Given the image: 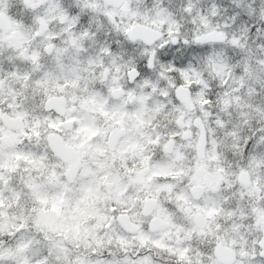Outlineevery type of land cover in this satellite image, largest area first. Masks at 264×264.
Wrapping results in <instances>:
<instances>
[{"label":"snow or ice","instance_id":"obj_1","mask_svg":"<svg viewBox=\"0 0 264 264\" xmlns=\"http://www.w3.org/2000/svg\"><path fill=\"white\" fill-rule=\"evenodd\" d=\"M222 3L0 0V264H264V7Z\"/></svg>","mask_w":264,"mask_h":264},{"label":"clouds","instance_id":"obj_2","mask_svg":"<svg viewBox=\"0 0 264 264\" xmlns=\"http://www.w3.org/2000/svg\"><path fill=\"white\" fill-rule=\"evenodd\" d=\"M238 0H223V3L219 9L220 15L213 18L212 22L213 23H220L223 25V23L228 20L227 12L231 11V6L234 3H237ZM245 3L247 4H254L257 10H260L261 7H264V0H244ZM230 22V21H229ZM182 23H190V21H182ZM197 31L203 32L206 31V29L203 28V26H198V25H192L190 27H185L184 33L181 36V39L187 38L190 42L193 39V36L197 34ZM214 46V43L209 44V48L211 49ZM260 55L264 56V52L260 53ZM205 72H208V68L205 66L203 68Z\"/></svg>","mask_w":264,"mask_h":264}]
</instances>
